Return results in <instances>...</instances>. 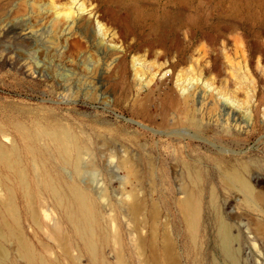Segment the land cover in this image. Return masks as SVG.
I'll use <instances>...</instances> for the list:
<instances>
[{"label": "rangeland", "instance_id": "obj_1", "mask_svg": "<svg viewBox=\"0 0 264 264\" xmlns=\"http://www.w3.org/2000/svg\"><path fill=\"white\" fill-rule=\"evenodd\" d=\"M58 131L93 161L82 178ZM183 185L199 206L192 231ZM129 191L143 236L161 210L175 264H236L221 219L238 264H264V0H0V264H119L108 233L129 251L136 222L104 216Z\"/></svg>", "mask_w": 264, "mask_h": 264}, {"label": "bare ground", "instance_id": "obj_2", "mask_svg": "<svg viewBox=\"0 0 264 264\" xmlns=\"http://www.w3.org/2000/svg\"><path fill=\"white\" fill-rule=\"evenodd\" d=\"M51 137L53 138V140H55L58 143L61 151L64 152L65 154L64 162L70 163L72 160H74V164L76 166V173L79 177L82 178V175L84 174L86 169H88V167L89 169L93 167L94 165L93 161L84 160L82 155L84 149L79 145L76 138H74L69 134H60V132L51 134ZM86 148L89 149L88 146ZM123 162L124 161H122V163ZM241 166H242V170L244 171L248 170L247 163H242ZM242 170L235 167L229 170L228 172L229 175L233 178V181L235 180L236 183L240 185L245 191L252 193L254 191L253 186L248 180V178L245 176V174L242 172ZM21 174L24 179L25 171L21 170ZM41 180L42 179L39 177L38 181L40 182ZM182 190H183L182 191L183 196L179 198L178 206L181 212L185 216V220L190 231H192L195 229V217L199 214V206L196 202V193L194 190L190 189L187 185L185 186L183 185ZM73 192L75 194V197L78 199V201L82 206L81 207L82 213L94 221L95 206L91 202V197L87 192V189L81 186L80 184H78L73 186ZM153 204L154 205H152L153 206L152 210H150V215L148 216L150 218L151 225H150L149 236L147 237L143 236L142 235L143 231L141 232L140 230L141 229L140 227L142 226V223L140 221L141 220L140 215L143 214L145 208L137 192L129 191L127 194V199H125L123 202V206L122 207L114 206L113 209L115 213L109 214L108 216L107 215L104 216V218L106 220H109L110 222L117 221L119 213H121V210L124 211L125 209H127L131 219H134L136 222L135 230L137 231L138 236L134 240V244L129 251L127 250V243L125 242L123 235L119 231L113 232L111 234L108 233V235L111 236L113 239H115L114 241H116V243L118 244V248L115 250V257H116V261L119 264H138V263L139 264H175L176 255L174 252V243H173L172 235L169 231H165L163 235L159 234L158 228L164 225H162L163 222L160 223L161 210L159 209L156 203ZM164 227L165 229L167 228L166 226ZM60 228H61V224L57 222L55 224V229L59 230ZM218 235L220 240L219 242L220 248L224 256L226 258H232L235 261V263L238 264L237 253L233 250L230 244L232 240L230 227L229 224L223 219H221L219 222ZM65 248L67 249L68 247L65 246ZM125 250H127L126 253L124 252ZM65 251L68 252V250ZM72 260L75 261L74 259ZM135 260L137 263L135 262Z\"/></svg>", "mask_w": 264, "mask_h": 264}]
</instances>
